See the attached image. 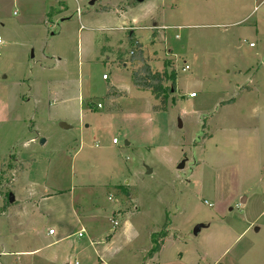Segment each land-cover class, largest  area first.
<instances>
[{"label": "rangeland", "instance_id": "374dc122", "mask_svg": "<svg viewBox=\"0 0 264 264\" xmlns=\"http://www.w3.org/2000/svg\"><path fill=\"white\" fill-rule=\"evenodd\" d=\"M0 264H264V0H0Z\"/></svg>", "mask_w": 264, "mask_h": 264}, {"label": "trees", "instance_id": "16d2710c", "mask_svg": "<svg viewBox=\"0 0 264 264\" xmlns=\"http://www.w3.org/2000/svg\"><path fill=\"white\" fill-rule=\"evenodd\" d=\"M129 41L131 47L130 61H135L138 64V67L131 72L132 85L138 90H145L150 92V94L157 101L154 109H165L167 95L171 91V88H174L176 72L172 68L170 72H168L166 69L162 71H153L146 61L141 44L137 41H134L131 36L129 38ZM165 64L166 66L170 67V61H166ZM165 81H170V85H165ZM113 91L119 94V92L115 88H110L109 92H107V96H114V94H111V92ZM165 234L166 233H162L161 237H163V235ZM154 240L156 241V243H154V246L148 253L149 257L157 252L161 245V243L157 241L156 236Z\"/></svg>", "mask_w": 264, "mask_h": 264}, {"label": "crops", "instance_id": "0c3cea01", "mask_svg": "<svg viewBox=\"0 0 264 264\" xmlns=\"http://www.w3.org/2000/svg\"><path fill=\"white\" fill-rule=\"evenodd\" d=\"M117 90V89H116ZM191 95V94H190ZM192 96V95H191ZM75 207H77V206H73L72 208H71V214L73 215V218H75L76 219V222H77V225H79V212H78V209L77 208H75ZM51 228V227H50ZM48 231V230H47ZM71 231H74V228L73 229H71ZM80 231H82V229L80 230ZM55 233H56V231L54 230V234H52V235H55ZM78 233H79V231H78ZM104 237H107V235H104ZM30 251H28V253H29ZM19 253H23V252H19ZM24 253H26V252H24ZM154 256V254L152 255V256H150V258H152Z\"/></svg>", "mask_w": 264, "mask_h": 264}, {"label": "built area", "instance_id": "2783aa9c", "mask_svg": "<svg viewBox=\"0 0 264 264\" xmlns=\"http://www.w3.org/2000/svg\"><path fill=\"white\" fill-rule=\"evenodd\" d=\"M250 45H252V43H250ZM191 95H193V93H191ZM97 107L98 108L101 107L99 103L97 104ZM112 142H116V140L113 139ZM108 198H110V197H108ZM115 224H116V222H113V225H115ZM47 232H48L49 235H52V234H54V229L53 228H49ZM82 234H83V231H79L78 236H82Z\"/></svg>", "mask_w": 264, "mask_h": 264}, {"label": "water", "instance_id": "95a60500", "mask_svg": "<svg viewBox=\"0 0 264 264\" xmlns=\"http://www.w3.org/2000/svg\"><path fill=\"white\" fill-rule=\"evenodd\" d=\"M137 1H140V0H137ZM60 126L61 127H66V125L64 123H60ZM42 142H43V140L40 141V143H42Z\"/></svg>", "mask_w": 264, "mask_h": 264}]
</instances>
